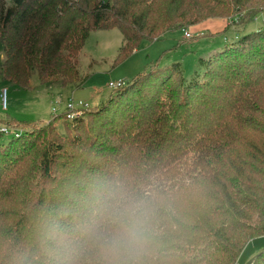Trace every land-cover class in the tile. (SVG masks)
Instances as JSON below:
<instances>
[{"label":"trees","instance_id":"16d2710c","mask_svg":"<svg viewBox=\"0 0 264 264\" xmlns=\"http://www.w3.org/2000/svg\"><path fill=\"white\" fill-rule=\"evenodd\" d=\"M228 5L247 23L264 12V0H0L1 73L21 88L35 72L47 87L81 88L91 31L121 29L116 65ZM200 62L190 79L178 62L156 63L81 117L0 143V264H96L91 233L117 185L155 192L148 264H237L264 235V28ZM87 113L100 128L62 139L58 119L79 128ZM251 264H264V249Z\"/></svg>","mask_w":264,"mask_h":264},{"label":"rangeland","instance_id":"374dc122","mask_svg":"<svg viewBox=\"0 0 264 264\" xmlns=\"http://www.w3.org/2000/svg\"><path fill=\"white\" fill-rule=\"evenodd\" d=\"M247 18L246 15L238 16L231 5H228L226 10L224 6H220L213 13L200 17L193 25L167 31L153 41L142 40L126 59L116 65L115 60L123 44L121 29L112 27L93 30L89 33L78 56L80 74L90 76L81 88H74L71 85L47 87L41 83L36 72L30 79V88H21L4 79L0 68V95L4 88L8 89L7 109L2 107L0 96V118L31 122L30 125L22 124L25 125L23 127L27 126L26 128L14 126L18 123L9 125L14 132H0V143L7 142L21 130L28 131V127L30 131L35 130L37 126H31L33 124L48 123L66 110L69 101L82 100L88 103L90 108L104 105L116 90V87L110 86L111 83L118 87L127 84L138 73L156 63L159 66L180 63L186 79L196 74L202 75L204 71V66L200 62L202 58H208L210 54L236 41L244 34L264 28V12L259 13L248 23L245 22L249 20ZM185 31L190 32L191 37H186ZM199 33L202 35L199 36ZM4 59L5 52L0 38V64ZM178 79V75H175L170 84L176 85ZM54 108L58 115L54 114ZM100 120V117L87 113L81 127L69 128L64 123L66 121L59 118L56 122L57 132L65 140L76 136L87 140L86 137L90 132H96L100 128ZM3 126L4 124H0V128ZM263 249L264 235L252 238L242 251L237 264H249Z\"/></svg>","mask_w":264,"mask_h":264},{"label":"clouds","instance_id":"9594fccd","mask_svg":"<svg viewBox=\"0 0 264 264\" xmlns=\"http://www.w3.org/2000/svg\"><path fill=\"white\" fill-rule=\"evenodd\" d=\"M155 199L152 185H117L104 194L90 237L96 264H148Z\"/></svg>","mask_w":264,"mask_h":264},{"label":"built area","instance_id":"2783aa9c","mask_svg":"<svg viewBox=\"0 0 264 264\" xmlns=\"http://www.w3.org/2000/svg\"><path fill=\"white\" fill-rule=\"evenodd\" d=\"M191 33L190 32H186L185 31V36L186 37H191ZM111 87H118V85H115L114 83L110 84ZM1 105L4 109H7L8 107V89L4 88L1 92ZM90 109V105L82 100H72L69 101L67 103V108L66 110L63 112V114L65 115V118L69 121H72L76 118L81 117L82 115H84V113ZM54 114H57V110L54 108ZM0 132L2 133H11L14 132V129H12L10 126L4 125L3 127L0 128ZM18 134V133H17ZM14 134V135H17Z\"/></svg>","mask_w":264,"mask_h":264},{"label":"water","instance_id":"95a60500","mask_svg":"<svg viewBox=\"0 0 264 264\" xmlns=\"http://www.w3.org/2000/svg\"><path fill=\"white\" fill-rule=\"evenodd\" d=\"M249 264H251V262Z\"/></svg>","mask_w":264,"mask_h":264},{"label":"crops","instance_id":"0c3cea01","mask_svg":"<svg viewBox=\"0 0 264 264\" xmlns=\"http://www.w3.org/2000/svg\"><path fill=\"white\" fill-rule=\"evenodd\" d=\"M252 261V260H251Z\"/></svg>","mask_w":264,"mask_h":264}]
</instances>
